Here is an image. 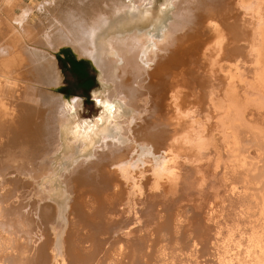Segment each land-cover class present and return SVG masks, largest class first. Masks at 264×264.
Returning <instances> with one entry per match:
<instances>
[{
  "label": "bare ground",
  "instance_id": "obj_1",
  "mask_svg": "<svg viewBox=\"0 0 264 264\" xmlns=\"http://www.w3.org/2000/svg\"><path fill=\"white\" fill-rule=\"evenodd\" d=\"M84 1L36 33L0 0V264H264V0Z\"/></svg>",
  "mask_w": 264,
  "mask_h": 264
},
{
  "label": "rangeland",
  "instance_id": "obj_2",
  "mask_svg": "<svg viewBox=\"0 0 264 264\" xmlns=\"http://www.w3.org/2000/svg\"><path fill=\"white\" fill-rule=\"evenodd\" d=\"M25 1L29 2L28 0H25ZM43 1L44 0H37V1H34V3L38 5H42ZM83 1L84 0H80V3L82 4ZM85 1H84L85 5H88L90 3L89 0H85ZM77 3L78 2L76 0H71V1L70 0H55L54 5L45 7L43 11L37 10L36 4H35L33 6L35 9L33 8V11L30 13V16L28 18L29 26L31 25L30 27H33L34 32L36 33L42 32L48 25V21L53 16L55 17L59 16V13L62 10L63 11L75 10L74 8L76 7ZM80 3H78L77 5H80ZM101 5L103 6V3ZM161 10L163 11L164 20H167L168 16L170 15V11H171L170 5L166 2V0H153L151 11L153 13H157V12H160ZM63 48L70 49V52L68 53L73 55L76 58V60H83L85 62L84 66L75 65L74 67H72L73 68L72 70L70 68L71 67L70 64L63 65L60 62V59L63 58L64 56V54L60 53L61 49ZM72 51H73L72 48L68 45H63L59 49L54 51L53 58L56 64V71L60 75L61 82L57 86H55V89H53V92L60 94L65 98L73 97V98H77L78 100L80 99L81 105L78 107L77 110H74V114H75L74 117L76 118L77 121L84 122V123L86 122L91 123L97 119V117L101 114V111H102V108L100 105V98L97 99L92 96L93 93L95 95L97 92L101 91V87L99 85V81L97 77V71L95 68L93 69V67L89 64L87 60L77 57L75 54H73ZM74 71L79 76L74 74ZM85 71H88V74H89V77L87 79L83 78L86 75ZM61 88H64V89H61ZM61 153L62 151L58 152V154L56 155V158L54 160L55 166H57L60 163ZM52 184H53L52 186L55 187V188L53 187L52 188L57 193V194L55 193V195L53 196V200L54 202H58V199L61 198V195H60L61 193L58 194V191L61 188L58 184L57 186L56 183H52ZM56 195L58 196L60 195L59 196L60 198L57 197ZM53 200L51 202H53Z\"/></svg>",
  "mask_w": 264,
  "mask_h": 264
},
{
  "label": "trees",
  "instance_id": "obj_3",
  "mask_svg": "<svg viewBox=\"0 0 264 264\" xmlns=\"http://www.w3.org/2000/svg\"><path fill=\"white\" fill-rule=\"evenodd\" d=\"M68 52H70V49L68 48H63L61 49L60 53L64 54L63 58L60 59V62L64 65V64H70V68L73 70L72 67H74L75 65H83L84 66V61L83 60H76V58L69 54ZM86 75L83 77L85 79H87L89 77L88 71H85ZM74 74L78 75L75 71ZM79 76V75H78ZM64 89V88H61Z\"/></svg>",
  "mask_w": 264,
  "mask_h": 264
},
{
  "label": "crops",
  "instance_id": "obj_4",
  "mask_svg": "<svg viewBox=\"0 0 264 264\" xmlns=\"http://www.w3.org/2000/svg\"><path fill=\"white\" fill-rule=\"evenodd\" d=\"M28 1H30V0H28ZM33 1H37V0H33Z\"/></svg>",
  "mask_w": 264,
  "mask_h": 264
},
{
  "label": "water",
  "instance_id": "obj_5",
  "mask_svg": "<svg viewBox=\"0 0 264 264\" xmlns=\"http://www.w3.org/2000/svg\"><path fill=\"white\" fill-rule=\"evenodd\" d=\"M79 58H82V57H79ZM82 59H84V58H82ZM85 60V59H84Z\"/></svg>",
  "mask_w": 264,
  "mask_h": 264
}]
</instances>
